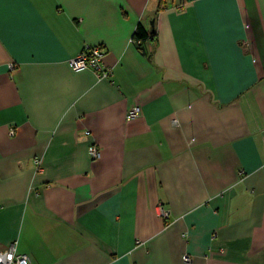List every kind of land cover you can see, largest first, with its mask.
<instances>
[{"label": "crops", "instance_id": "crops-1", "mask_svg": "<svg viewBox=\"0 0 264 264\" xmlns=\"http://www.w3.org/2000/svg\"><path fill=\"white\" fill-rule=\"evenodd\" d=\"M96 44L109 77L70 65ZM13 245L33 264H264V0H0Z\"/></svg>", "mask_w": 264, "mask_h": 264}, {"label": "built area", "instance_id": "built-area-1", "mask_svg": "<svg viewBox=\"0 0 264 264\" xmlns=\"http://www.w3.org/2000/svg\"><path fill=\"white\" fill-rule=\"evenodd\" d=\"M105 51L100 44L86 45L83 50L75 57L70 59V65L74 70H84L86 68H93L98 71L99 76L109 77L111 72L104 66ZM141 115V107L134 106L128 111L129 118H136ZM14 132V131H12ZM90 154L93 159L101 156V150L98 146L92 144L90 146ZM37 165L40 168L41 163L38 159ZM159 214L164 218H169L171 209L164 204L159 205ZM185 261H190L191 256L184 255ZM0 264H33L31 258L25 254L17 251L15 246L9 248L0 247Z\"/></svg>", "mask_w": 264, "mask_h": 264}, {"label": "trees", "instance_id": "trees-1", "mask_svg": "<svg viewBox=\"0 0 264 264\" xmlns=\"http://www.w3.org/2000/svg\"><path fill=\"white\" fill-rule=\"evenodd\" d=\"M157 36L156 27L153 26L151 29H147L143 24H139L135 34L134 38L137 41L138 47L144 52L147 53L146 47L144 46V43L152 37L155 39ZM150 55V53H149Z\"/></svg>", "mask_w": 264, "mask_h": 264}, {"label": "water", "instance_id": "water-1", "mask_svg": "<svg viewBox=\"0 0 264 264\" xmlns=\"http://www.w3.org/2000/svg\"><path fill=\"white\" fill-rule=\"evenodd\" d=\"M152 23H153V25H154V21H153Z\"/></svg>", "mask_w": 264, "mask_h": 264}]
</instances>
